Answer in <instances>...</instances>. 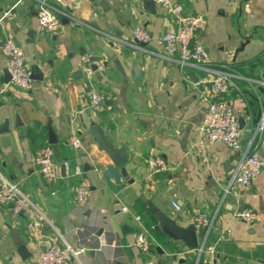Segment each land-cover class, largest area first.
<instances>
[{
    "label": "crops",
    "instance_id": "1",
    "mask_svg": "<svg viewBox=\"0 0 264 264\" xmlns=\"http://www.w3.org/2000/svg\"><path fill=\"white\" fill-rule=\"evenodd\" d=\"M41 1L0 0V171L32 204L14 214L10 204L0 202V264H37L39 253L54 242L79 252L81 264H264V168L249 188L229 184L252 139L251 147L258 145L264 157V129L257 132L264 112V0H178L185 14L207 18L198 36L212 62L250 73L235 78L238 89L227 95L241 122V150L209 141L201 130L209 83L197 67L166 57L159 37L177 27L168 6L152 0H81L69 7V16H61L56 31L46 32L37 18ZM136 26L151 33L149 42L133 37ZM8 36L24 49L33 70L29 89L10 80L2 51ZM89 50L105 65L96 73L106 97L101 112L91 109L80 82L82 56ZM259 58L261 64L248 68ZM134 65L142 70L136 80L130 73ZM92 125L104 127L116 146L126 147L129 179H103L111 159ZM51 131L60 171L54 181L35 163L38 149L51 144ZM73 136L80 138L79 148L70 143ZM153 156L162 157L169 171L153 174L148 165ZM76 166L82 167L81 176L73 174ZM83 178L91 189L79 204L76 189ZM152 206L183 227L206 212L212 221L206 240L197 227V248L170 239ZM244 207L258 217L238 218L235 213ZM32 219L43 222V234L30 233ZM144 231L151 239L147 252L135 244ZM21 245L31 253L26 259L18 251Z\"/></svg>",
    "mask_w": 264,
    "mask_h": 264
},
{
    "label": "built area",
    "instance_id": "2",
    "mask_svg": "<svg viewBox=\"0 0 264 264\" xmlns=\"http://www.w3.org/2000/svg\"><path fill=\"white\" fill-rule=\"evenodd\" d=\"M154 1L168 6L177 24L175 29L165 31L159 37L160 43L164 45L166 57L181 64L197 67L206 75V81L209 83L208 90L203 96V100L207 103V111L200 126L201 130L209 141H221L235 150L243 149L241 122L227 98L231 90L238 89L234 79L242 75L227 64L215 65L212 62L209 52L198 36L199 32L204 31L207 27L208 20L204 14H185L184 7L178 0ZM69 5L68 0L41 1L37 15L40 28L46 32L56 31L61 24V16H69ZM132 35L142 43L149 42L152 38L151 33L142 26L134 27ZM2 51L7 58V72L11 82L23 89H29L33 82V70L24 49L13 37L8 36L2 43ZM80 70L81 86L85 90L91 109L96 112L103 111L106 97L96 84L97 71L105 70L103 60L94 51L89 50L82 56ZM263 129L264 112L257 132L261 131L262 133ZM252 140L249 146L242 151L237 161L235 170L229 178L230 185L243 189L249 188L251 180L264 168V157L259 154L258 145L251 147ZM70 143L76 148L81 146L78 136L71 137ZM54 154V148L47 143L41 146L35 155V163L39 172L48 181H54L60 175ZM148 165L153 174L164 173L170 169L169 164L160 156L150 157ZM73 174L81 176L83 174L82 167L76 166ZM90 189V181L83 178L76 189V199L79 204H84L87 201ZM0 202L10 204L14 214L30 209L32 205L30 200L15 184L5 178L1 171ZM173 206L180 209L177 202H173ZM235 215L246 222L254 221L258 217V213L251 207H244ZM137 218L140 219V216ZM194 224L197 228L202 229L206 240L212 226L208 214L198 212L194 217ZM28 230L31 234H43V222L32 219L28 223ZM135 244L141 251H149L151 239L147 232L138 233ZM78 254L79 252L70 247L54 242L39 253L37 264H81ZM195 264L204 263L197 261Z\"/></svg>",
    "mask_w": 264,
    "mask_h": 264
},
{
    "label": "water",
    "instance_id": "3",
    "mask_svg": "<svg viewBox=\"0 0 264 264\" xmlns=\"http://www.w3.org/2000/svg\"><path fill=\"white\" fill-rule=\"evenodd\" d=\"M81 0H73L69 7L73 8L77 6V4ZM90 2L101 3L98 0H89ZM151 1V0H150ZM151 2H155L152 0ZM130 73L133 79H139L142 76V70L139 69L138 66L134 65L130 69ZM5 121L4 128L7 127ZM92 131L94 136L102 147V149L107 153L109 158L111 159V163L105 165L103 171L101 172V176L107 182L113 180L116 183L121 181L122 177L128 178L127 166L130 162V155L126 150L125 146H116L113 141L109 139L106 135V129L104 127H99L97 125H92ZM49 142L52 144L53 148L57 146V140L51 131ZM62 175L65 176V166L62 167ZM152 209L155 213L156 219L158 221V225L161 228L162 232L168 236L172 240H181L185 245L197 248L199 246V236L197 228L194 224L183 227L177 223V221L163 213L160 210H157L152 206ZM18 251L23 259H26L31 253L26 249L25 245H21L18 248Z\"/></svg>",
    "mask_w": 264,
    "mask_h": 264
},
{
    "label": "trees",
    "instance_id": "4",
    "mask_svg": "<svg viewBox=\"0 0 264 264\" xmlns=\"http://www.w3.org/2000/svg\"><path fill=\"white\" fill-rule=\"evenodd\" d=\"M262 61L259 59H255V60H252L251 62H249L248 64V68L250 69H253L255 67H257L259 64H261ZM241 75H245V76H248L250 75L249 72H247L246 68L245 67H242V66H239V65H235L233 66ZM255 78H258V77H255ZM147 226L150 227L151 224L147 223Z\"/></svg>",
    "mask_w": 264,
    "mask_h": 264
}]
</instances>
